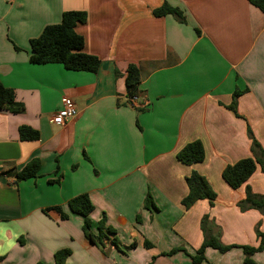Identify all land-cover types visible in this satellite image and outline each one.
Here are the masks:
<instances>
[{
	"label": "crops",
	"instance_id": "obj_1",
	"mask_svg": "<svg viewBox=\"0 0 264 264\" xmlns=\"http://www.w3.org/2000/svg\"><path fill=\"white\" fill-rule=\"evenodd\" d=\"M164 2L182 21L153 15ZM67 11L86 14L75 32L83 52L100 60L94 74L29 63V41ZM130 64L140 74L132 104L124 82ZM0 83L23 107L0 111L1 264H54L62 250L65 264H193L204 215L223 245H259L264 212H241L237 203L246 187L264 194V174L257 166L236 190L221 177L225 166L251 157L247 125L264 150V14L247 0H0ZM235 90L241 117L227 108ZM63 98L76 115L53 125ZM21 126L38 139L20 140ZM195 140L204 159L184 165L176 153ZM31 159L40 163L35 178L7 174ZM191 172L215 192L211 206L181 205ZM82 194L94 206L90 232L98 235L104 216L114 233L102 246L84 237L82 218L67 209ZM147 195L154 209L144 207ZM173 249L182 251L166 255ZM252 260L264 264V250ZM199 264H244L243 254L207 248Z\"/></svg>",
	"mask_w": 264,
	"mask_h": 264
},
{
	"label": "trees",
	"instance_id": "obj_2",
	"mask_svg": "<svg viewBox=\"0 0 264 264\" xmlns=\"http://www.w3.org/2000/svg\"><path fill=\"white\" fill-rule=\"evenodd\" d=\"M249 4L257 8L264 14V0H247ZM171 14L178 21H182V15L179 9L174 8L164 2L159 8L153 10V15L161 17ZM86 21L84 12L67 11L62 13L61 20L58 24L46 26L40 35L29 41L30 54L29 63L31 64H50L58 63L64 69L69 71H83L88 73H96L100 66V60L93 55H88L83 52L84 41L83 37L75 32L77 24H83ZM125 89L126 97L129 103L139 101L138 85L140 82L139 69L136 65H128L125 71ZM242 94L241 91L235 90L232 94V101L227 107L237 117H241L236 110L237 99ZM138 99V100H137ZM11 110L12 113H21L23 107L15 101V92L12 89L5 88L0 83V111ZM20 140L35 141L38 139V132L27 127L21 126L18 129ZM246 134L250 141L251 157L241 159L232 165H227L222 170L221 177L225 183L233 190L241 187L249 177L254 173L258 166L264 174V150L254 138L250 127L247 125ZM176 159L184 165H193L202 162L204 159L203 146L200 141L195 140L186 144L176 153ZM40 163L37 159H31L20 170L11 169L7 174L12 175L16 182L33 179L38 175ZM185 183L187 186V195L182 199L181 205L185 210H188L196 201L207 200L211 206L215 200V192L211 189L204 177L197 172H191L186 177ZM146 209H154V204L150 195H147L144 200ZM237 207L241 212L248 210H256L260 213L264 212V194H255L249 187L245 189L244 198L237 203ZM69 213L78 215L82 218V232L84 237L96 246H102V242L108 239V236H113V231L105 225V218L102 216L98 222V235L94 236L90 232L89 215L94 210V206L86 194L78 195L71 198L67 202ZM59 215L61 220H65L68 214L64 213L61 207L50 209ZM200 229L203 234V242L196 254L190 258L193 264H199L204 260V252L207 248L218 251L221 254L227 253L232 249H239L243 254L244 264H255L252 256L264 250V234L259 232L258 225L255 227V233L259 238L257 247L251 246H236L223 245L220 242V229L215 226L213 220H210L208 215L202 216L200 220ZM114 243V240H112ZM151 244L145 242L146 248L151 247ZM182 249H173L166 255L173 254ZM69 256L68 250L56 252L53 256L54 264H65ZM2 258L0 257V264Z\"/></svg>",
	"mask_w": 264,
	"mask_h": 264
},
{
	"label": "built area",
	"instance_id": "obj_3",
	"mask_svg": "<svg viewBox=\"0 0 264 264\" xmlns=\"http://www.w3.org/2000/svg\"><path fill=\"white\" fill-rule=\"evenodd\" d=\"M76 115L71 99L63 98L61 107L52 115L50 122L53 125L62 126L72 120Z\"/></svg>",
	"mask_w": 264,
	"mask_h": 264
}]
</instances>
